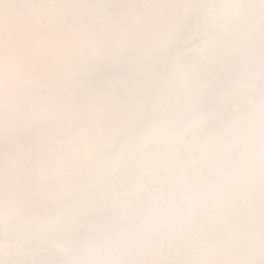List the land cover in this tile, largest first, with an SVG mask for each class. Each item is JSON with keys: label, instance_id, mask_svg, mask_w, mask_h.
<instances>
[{"label": "snow or ice", "instance_id": "6c2138e0", "mask_svg": "<svg viewBox=\"0 0 264 264\" xmlns=\"http://www.w3.org/2000/svg\"><path fill=\"white\" fill-rule=\"evenodd\" d=\"M0 264H264V0H0Z\"/></svg>", "mask_w": 264, "mask_h": 264}]
</instances>
